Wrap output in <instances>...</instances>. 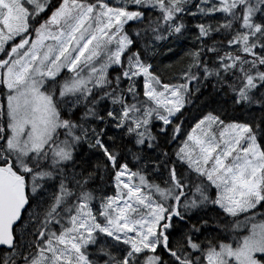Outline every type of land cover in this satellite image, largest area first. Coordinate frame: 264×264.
Instances as JSON below:
<instances>
[{"label":"snow or ice","instance_id":"obj_1","mask_svg":"<svg viewBox=\"0 0 264 264\" xmlns=\"http://www.w3.org/2000/svg\"><path fill=\"white\" fill-rule=\"evenodd\" d=\"M0 264H264V0H0Z\"/></svg>","mask_w":264,"mask_h":264}]
</instances>
